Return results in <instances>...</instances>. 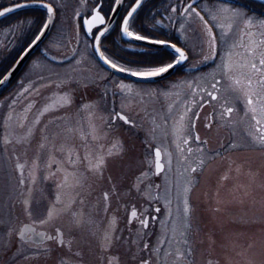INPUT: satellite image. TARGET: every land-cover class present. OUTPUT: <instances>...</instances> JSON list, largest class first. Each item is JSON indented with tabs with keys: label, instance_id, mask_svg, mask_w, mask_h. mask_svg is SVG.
<instances>
[{
	"label": "rangeland",
	"instance_id": "rangeland-1",
	"mask_svg": "<svg viewBox=\"0 0 264 264\" xmlns=\"http://www.w3.org/2000/svg\"><path fill=\"white\" fill-rule=\"evenodd\" d=\"M14 1L18 0H0V8ZM45 1L55 11L51 26L26 61L14 68L11 81L0 91V264H106L103 257L115 255L119 257L118 264H137L148 253L152 260L160 238L165 240L162 249L163 258L167 256L165 264H264V150L242 149L253 143L254 147L264 146L258 144L264 124L258 125L251 112L239 115L240 93L230 89V82L222 71L215 75L221 78L219 83L216 77L210 80L211 84L221 86L217 91L219 97L210 107L203 106L197 121L193 120L199 102L212 91L207 80L212 76L200 72L183 75L186 66L201 63L209 53L203 23L195 14L184 12L193 0H167L160 15L152 14L156 16V25L146 21L143 24L141 9L148 0H142L130 31L143 29L145 33L173 37L188 57L170 75L146 82L119 75L106 80V68L84 49L85 41L77 28L79 16L90 9L88 5L81 0ZM108 1L102 2V11L99 6L106 23L115 3L110 0V7L106 4ZM206 1L214 5L215 0L200 1L207 20L211 19L213 5L210 7ZM241 1L258 9L256 5L264 7V0ZM173 8L177 11L173 12ZM122 9L113 20V23L117 20L116 25L112 23L99 41L102 53L131 70H144L146 65L158 63L156 51L162 49L124 40L119 30L126 13ZM21 11H11L5 14L10 16L3 15L0 21V80L41 30H45L48 21L47 13H35L33 20L30 13ZM249 18L258 27L264 21ZM149 25L154 31L148 29ZM242 27L240 24L229 33V42L233 33ZM250 30L260 35L261 29ZM110 33L112 36L108 38ZM30 34L32 37L26 44ZM21 37L20 47L10 53ZM218 39L224 44L221 35ZM80 41L81 48L67 65L53 64L42 55L55 59L67 57ZM126 43L140 49L133 51ZM7 53L10 56L5 59ZM175 75L181 78H169ZM122 84L131 85V91L122 89ZM167 84L172 86L171 101L172 98L180 100L178 95L184 97V122L189 124L190 119L191 123L195 122L202 144L193 145L190 140L191 144L186 146L183 137L178 143L183 133L176 131L180 128L181 110L176 112V104L167 108L170 90ZM173 85L184 90L177 94ZM118 87L120 91L115 92ZM21 104L24 105L20 107ZM230 105L237 109L234 114L225 111ZM116 110H120V116L125 115L128 123L114 118ZM223 122L231 125L230 134L226 125H216ZM93 128L97 130V139H93ZM20 138L23 139L18 142ZM177 144L183 151L178 150ZM188 148L193 151L189 153ZM157 149L163 164L159 174L155 168ZM109 152L113 155H108ZM98 156H103L105 162L100 171H95L90 163L94 164ZM215 156L213 160L220 158L198 176L200 161ZM51 158L57 160L53 168L49 164ZM21 164L22 169L17 167ZM195 166L196 171L192 172ZM68 173L76 175H68L65 182ZM21 178L25 181L23 185L19 183ZM77 178L79 185H75ZM61 184L64 186L58 187ZM185 187L190 189L188 194L184 192ZM185 198L190 208L187 217L183 211ZM25 200L29 201L27 208ZM49 210L53 212L51 218ZM133 211L136 216H132ZM143 220L152 222L153 226L145 230L141 229L142 225L136 226ZM26 222H36L40 228L51 231L58 225L61 247L50 241L40 246L20 241L17 234ZM71 224L79 238H72L68 228ZM145 236L153 238L148 240ZM144 241L150 247L145 248Z\"/></svg>",
	"mask_w": 264,
	"mask_h": 264
},
{
	"label": "snow or ice",
	"instance_id": "snow-or-ice-1",
	"mask_svg": "<svg viewBox=\"0 0 264 264\" xmlns=\"http://www.w3.org/2000/svg\"><path fill=\"white\" fill-rule=\"evenodd\" d=\"M116 5H121L123 0H114ZM195 3V0H193ZM142 0H135V6L131 7L130 11H127L126 15L122 18V25L120 26L119 30L127 37L134 38L138 41H148L153 45H159L163 49H171L172 52L170 54L169 60H164L161 58L158 63L156 64H149L146 65L144 70H131L124 68L122 66L117 65L115 62L107 59L102 52H100L99 46L96 47V51L100 53V58L104 61L105 64L110 65L111 68L116 69L120 72H129L131 76L139 77V78H154L158 77L162 74L167 73L170 69H173L176 65L182 64L187 61L188 57L186 56L185 52L182 51L181 48L177 47L175 43H170L167 39H149L148 36L136 34L133 31H130L131 21L134 19V14L137 12L138 8L141 6ZM19 6V5H18ZM43 7L47 8L49 14L52 13L53 9L50 5H42ZM114 10V9H113ZM12 11L11 8H6L4 11H0V16L5 15L6 12ZM173 12L177 11L176 8L172 9ZM184 12L191 14H195L196 17L200 19L203 23L204 28L206 30V34L208 37L207 43L209 46V53L204 56L202 63H206L209 60H214L216 56V47H217V36L213 34V27H216L221 30V39L223 40L226 46V52L221 57V62L216 65V68L213 69L212 72L207 73L205 75H211L215 77L217 72L222 71L224 76L230 82V89L233 92L241 93L245 100H246V107L248 112L253 114V119L256 120V123L264 124V21L259 22L260 31V38H256V33L252 32V29L255 25L253 20L247 17L244 11L237 7H230L224 5L222 2L219 4L213 5V14L211 15V20L216 22L212 26H209V21L205 20L204 16L200 14L193 7L192 4H188L187 7L184 9ZM94 22H98L99 24L103 25L105 22V17L100 14V11L94 10V15L90 21H86L89 25ZM243 24V27L239 29L238 38H234L231 42L227 39L228 35L232 30L237 27L238 25ZM48 27L47 24L44 25L46 29ZM183 28V25H181ZM227 29V31H225ZM107 31V29L105 30ZM105 33H101L100 35L103 36ZM43 35V30H41L40 35L35 37L36 40H39ZM247 37V40H245ZM97 42L99 41L100 37H95ZM35 42V41H34ZM243 49V51H235V49ZM195 67V65H193ZM197 78V79H202ZM6 79V77H5ZM3 80H0V83H3ZM219 83V81H217ZM122 89L126 88L131 91L132 86L122 84L120 85ZM173 87H177V85H173ZM188 87L191 88V83H188ZM212 88L216 89V83L212 84ZM27 91V89H25ZM218 91V89H217ZM195 94V92H193ZM208 96L211 97L212 100L217 99L216 95L213 92H208ZM87 107V106H85ZM190 110V109H188ZM227 113H231L233 108L228 107L225 109ZM119 119L123 120L125 123H128V120L124 116H120L119 113L116 114ZM259 117V118H257ZM184 116L180 117V121H184ZM38 122V121H37ZM191 127H195L194 124ZM69 131H72L70 128ZM176 131H183V124L181 123V127L176 129ZM93 132V139H97V130L95 128L92 129ZM23 138H20L18 142H21ZM47 139V137H45ZM199 140L197 136L195 138ZM261 144L264 145V132H261L260 136ZM7 137H5V143H7ZM184 144H188V139H183ZM206 143V141L204 142ZM41 147H44L42 144ZM177 148L180 151L179 144H177ZM193 150L188 148V152L191 153ZM198 151H202L198 149ZM108 155H113L112 152H109ZM170 155V154H169ZM161 152L159 149L155 152V168L156 174H159L163 171V165L160 163ZM104 157L98 156L96 162L94 164L90 163V168L95 171H100L102 166L104 165ZM74 163V162H73ZM170 163V160H169ZM203 164V160L200 161ZM18 168L22 169V165H17ZM192 172L196 171V168L191 169ZM68 175L75 177V173H68L65 176V182H67ZM21 177H23V172H21ZM33 183L35 182V177H32ZM19 183L23 185L25 183L24 179L21 178ZM80 180L77 178L75 180V185H79ZM64 185H58V187H63ZM190 189L185 187L184 192L187 193ZM104 199L108 200V195L105 193ZM60 201V196L57 195V202ZM25 206L29 204L28 200L24 201ZM156 211H159L157 209ZM184 215H187L190 212L189 204L187 198L184 199ZM31 214V213H29ZM53 215L52 210H49L48 216L51 218ZM132 216H136L135 211H133ZM77 224L79 220L76 221ZM41 223H45V221H41ZM144 227H147L148 221L143 220L141 221ZM24 232L32 233V239L38 240L39 242L43 243L45 239H52L53 237H45V234L42 232H36L33 228L29 226H25L24 229L21 230V234L23 235ZM183 235V233H182ZM147 248V244L144 245ZM179 255V253H178ZM147 264V262H145Z\"/></svg>",
	"mask_w": 264,
	"mask_h": 264
},
{
	"label": "flooded vegetation",
	"instance_id": "flooded-vegetation-1",
	"mask_svg": "<svg viewBox=\"0 0 264 264\" xmlns=\"http://www.w3.org/2000/svg\"><path fill=\"white\" fill-rule=\"evenodd\" d=\"M13 1V0H12ZM99 1H101V0H99ZM195 1H197V0H195ZM223 3L224 5H227V4H230V5H232V6H230V5H227V6H230V7H237V8H240V9H242L243 11H244V13L247 15V17H251V18H253V19H255V21H260V20H258V19H260V18H263L264 19V7L263 8H261V6L260 5H256V6H258L260 9H258V8H255V7H253V6H251V5H248V4H246L245 2H243V1H241V0H218V2L217 1H215V4H219V3ZM201 2H196L195 4H193V3H190V4H192L193 5V7H195L196 8V10L198 11V12H200V14L202 15V16H204L205 17V15L206 14H204L202 11H203V9H204V7H203V4L201 3V6H200V8H199V4H200ZM209 5H211L210 7H212V5H213V3L212 4H209ZM246 5H248L249 7H247ZM95 6V5H94ZM93 6V7H94ZM92 7V8H93ZM247 7V8H246ZM92 8H91V10H90V12H88V13H85V14H81L80 16H79V20H78V24H81L82 23V19H83V17L84 16H88L91 12H92ZM198 9H201V10H198ZM211 16V15H210ZM206 20V19H205ZM117 21V20H116ZM115 21V22H116ZM207 21H209V26H212L213 24H215L216 22H214V21H212L211 19H207ZM114 22V23H115ZM113 23V24H114ZM173 24H174V22H173ZM114 25H116V24H114ZM113 25V26H114ZM120 26H121V22H120ZM81 27V26H80ZM120 28V27H119ZM257 28H259L258 27V25H255L254 26V29L257 31ZM239 29V28H238ZM260 29V28H259ZM99 30V29H98ZM97 30V31H98ZM167 30H168V28H167ZM226 31V30H225ZM239 32V31H238ZM238 32H236V33H233V35H232V40L234 39V38H238ZM256 33V38H260V35L258 34V32H255ZM213 34L214 35H216L217 36V47H216V56H215V59L214 60H209L208 62H206V63H202L201 62V59L200 58H198V60H199V62H201V63H199V64H197V65H195V67H193V66H186L185 68H184V73H183V75L184 74H189V73H195V72H200V74H203V75H205V74H207V73H210V72H212L213 71V69H215L216 68V65L217 64H219L220 62H221V58H219V56H223L224 54H225V52H226V46H225V44H223L221 41H219V36L221 35V30L220 29H218V28H216V27H213ZM231 34H232V32H231ZM170 38H173V37H170ZM170 38H168V39H170ZM174 39V38H173ZM125 44V43H124ZM127 44V47H129V48H131V50H133V51H135L136 49H140L138 46H136V45H132V44H130L129 45V43H126ZM75 48V47H74ZM73 50H75V49H73ZM5 59H7V57H5ZM4 59V60H5ZM74 60V59H73ZM72 61V60H71ZM106 72V76H107V78H106V80H108V79H111V78H114V77H116L115 75H113V74H111V73H109L108 71H105ZM182 75V76H183ZM208 77H211V75L210 76H208ZM216 77V78H215ZM215 77H211V79H207V80H209V85L212 87V84L210 83V80H212L213 78H215V81H219V80H221V78L217 75V76H215ZM119 78V77H118ZM171 80H176V79H178V78H181V76H178V75H175L174 77L172 76V77H169ZM121 79V78H120ZM167 83H169V82H167ZM167 86H168V88H170V90H169V92H167V102H168V104H167V108H169V106L168 105H172V104H176L177 105V111L176 112H179L180 110H181V112H180V117L183 115L184 117H185V113L183 114V112H185L184 111V102H183V99H184V97H181L180 95H178L179 96V98H180V100H178L177 98H172V101L169 99L170 97H173V95H172V91H171V85H169V84H167ZM217 88H218V90H221V86L218 84H216V89H213L212 88V91L211 90H209L208 92H213V94L214 95H216V97L218 98L219 97V94L217 93ZM174 89H176L177 90V94L180 92V91H182V90H184V88H174ZM216 90V91H215ZM117 91H120V88L118 87L117 88ZM237 94L239 93V92H236ZM181 94V93H180ZM208 93H206V95H207ZM241 93H240V95H239V97H240V99L238 100V103H239V115L240 116H246L245 114H248V110H247V107H246V100H245V98H242L241 97ZM182 96H184V95H182ZM177 99V100H176ZM198 99H201V98H198ZM217 99H215V101H216ZM175 101V102H174ZM174 102V103H173ZM214 103V100H212L211 99V97H209V96H206L202 101H200L199 102V106H197V108H196V110H195V115H193V120L194 121H197V118L199 117V115H200V111H201V108L203 107V106H209L210 107V105H212ZM24 104H21L20 105V107L21 106H23ZM212 107H215L214 105L212 106ZM229 107H231V108H233V114L237 111V109L236 108H234V107H232L231 105L229 106ZM118 111H120V110H118ZM183 111V112H182ZM117 113H119V112H117ZM116 113V114H117ZM242 113V114H241ZM116 114H113V116H114V118L116 117V118H119ZM184 121H185V118H184ZM181 122V121H179V123H178V125L181 127V123L183 124V133L180 135V137H179V140H178V143H181V141H182V137H183V139H185V138H187L188 139V144H185L186 146L188 145H190L191 143H190V140L192 141V144L193 145H199V144H202L203 143V141L200 139V137H199V133H200V131L198 132V130L196 129V124H195V122H194V125H195V127L193 128V127H191V125L193 124V123H191L192 122V120L190 119V126H189V124H186V122ZM224 124H219V123H216V125L218 126V127H225V125L227 126V128H228V131H229V133L228 132H226L225 131V133H228V134H230V126L231 125H229L228 124V122H223ZM191 127V128H190ZM260 127H257V129L258 130H261V129H259ZM191 129V130H190ZM262 131H264V127L262 128ZM191 135V138L189 137V134ZM199 137V140H196L195 138L196 137ZM16 145L18 144V143H15ZM206 145H208L207 143H205ZM259 145H261V143H258ZM205 145V146H206ZM254 145V143L251 145V146H247V148L246 147H244V148H242V149H245V150H248V149H251V148H254V149H259V150H264V146L263 147H254L253 146ZM53 146L54 145H52V147L51 148H53ZM206 147H208V146H206ZM238 149H240V148H238ZM233 150H235V149H233ZM56 155H58V154H56ZM217 156H215L214 158H212V159H206V160H203V164L200 166V168H199V170H198V176L199 175H201L204 171H206L207 169H208V167H209V165L211 164V163H213L214 161H216L218 158H220V157H218L216 160H213V159H215ZM55 159V158H54ZM56 162H57V160L55 159V161H53V159L51 158V161H49V164H51V166H52V168H53V166L56 164ZM215 163V162H214ZM231 162H228V164H230ZM23 164H24V166H26V162L24 161L23 162ZM23 164H21V165H23ZM180 164H182V162L180 161ZM186 164H189L188 162H186ZM23 166V167H24ZM167 167H168V161H167ZM187 168H188V166H187ZM195 168H196V166H195ZM180 173V172H179ZM181 175H183V173H180V176ZM197 180H199L198 178H197V176H196V180L195 181H197ZM192 188H194V186H192ZM164 191L162 190L161 191V196H163L164 195V193H163ZM188 194V193H187ZM154 196H155V198H156V196H157V192L155 193V194H153ZM189 198V197H188ZM32 225H34L35 227H36V229H44L45 230V232H46V234H45V236L46 237H53L52 239H46L45 241H43V243H39V244H36V245H38V246H40V245H43V244H46V242H48V241H50V243H56V247L58 248V247H61V242H60V229H59V226L58 225H56L55 227H54V229H53V231H51L50 229H48V228H40L37 224H36V222H34V223H31ZM131 224V223H130ZM74 224H71V225H69V227L68 228H70V234H72V238H79L78 237V235L76 236L75 235V233H74V231H75V229L76 228H74V226H73ZM142 225V223H140V222H137L136 223V226H141ZM153 226V223L151 222V224H148L147 225V227H144L143 225H142V227L143 228H141L142 230H145V229H147V228H151ZM51 227V226H50ZM52 233H51V232ZM50 233L52 234L51 236H50ZM63 234V233H62ZM63 238H64V236H63ZM153 237H149V236H145V239H148V240H150V239H152ZM162 238H160V240H159V242H158V245L157 246H155V249H154V252H153V255H152V260L149 258V255H150V253H148V254H146V256H145V259L143 260V261H139V262H137V264H145V262H147V264H165V262H163V261H166V259H167V256L165 257V258H163V254H162V249L165 247V240L163 239V240H161ZM54 241V242H53ZM25 243H31L32 244V242H25ZM167 243V242H166ZM144 245L145 244H147L149 247H150V245L148 244V242L147 241H144V243H143ZM143 245V246H144ZM53 246H54V244H53ZM69 246L70 245H68L67 244V249L69 248ZM156 251V252H155ZM57 253V252H56ZM186 255V254H185ZM157 256H160L161 257V259H159V258H157ZM131 257H133V256H131ZM107 262H106V264H118V260H119V257H117L116 255H115V257H108V258H105V257H103ZM65 259V258H64ZM128 259H132V258H128ZM66 260V259H65ZM159 260H161V262H159Z\"/></svg>",
	"mask_w": 264,
	"mask_h": 264
},
{
	"label": "water",
	"instance_id": "water-1",
	"mask_svg": "<svg viewBox=\"0 0 264 264\" xmlns=\"http://www.w3.org/2000/svg\"><path fill=\"white\" fill-rule=\"evenodd\" d=\"M123 3V2H122ZM19 5V6H18ZM42 5H49L48 3H45V2H36V1H31V2H22V3H17V4H13L11 6H8L6 8H11L12 11H16V10H20V9H24V8H31V7H37V8H43L47 14H48V21H47V25L48 27L43 31V35L41 36V38L39 40H34L29 46L28 48L22 53V55L18 58L17 62L15 63L14 67L7 73V75L2 79L4 82L3 83H0V91H2L8 84L9 82L11 81V77L13 76L14 74V71H15V67L17 65H22L26 59H27V56L33 51L35 50V48L37 47V45L39 44V42L41 41V39L43 38L44 34L49 30L50 26H51V23L53 21V18H54V11H52L51 14L48 13L47 11V8L43 7ZM51 6V5H50ZM121 5H114V10L112 11V14L111 16L109 17V20L108 22L105 24V27L97 34V36L101 37V33H105L106 29H109V27L111 26V24L113 23V20L115 18V16L118 14L119 10L121 9ZM132 6H135V3L132 5ZM6 8H3L1 9L0 11H4ZM53 9V8H52ZM94 10H98V8H95ZM131 10V8L129 9V11ZM11 12V11H9ZM9 12H6L5 14H8ZM94 15V12L91 16H89V18L87 19V21H90L92 19V16ZM2 17V16H0ZM88 24V23H87ZM99 23H96V25H98ZM89 27V26H88ZM122 33V32H121ZM40 35V34H39ZM96 36V37H97ZM122 37L124 38L125 41H129V42H132V43H136V44H140L142 46H145V47H151V48H157V49H163L161 46L159 45H153L151 43H149L148 41H138V40H135L134 38H130V37H127L125 36L123 33H122ZM99 42V41H98ZM98 42L97 40L95 39L94 41V49H95V53L97 55V58L99 60V62L101 63L102 66H104L105 68H107L109 71H111L112 73L114 74H117L119 76H122V77H125V78H128V79H132V80H135V81H143V82H146V81H152V80H156V79H160L162 77H166L168 75H170V73L172 71H174V69L178 66L176 65L173 69H170L167 73L165 74H162L158 77H154V78H139V77H134V76H131L129 74V72H120L116 69H113L110 67V65L108 64H105L104 61L100 58V53L96 51V47L98 46ZM165 50H168L170 52H172V50L169 48V49H165ZM26 225H23L21 230L24 229ZM29 226L30 228H32L30 225H27ZM21 230H20V233L18 235V237L22 238L23 240H32L34 241L31 237H26V233L27 232H24L23 235L21 234ZM35 241H38V240H35Z\"/></svg>",
	"mask_w": 264,
	"mask_h": 264
},
{
	"label": "trees",
	"instance_id": "trees-1",
	"mask_svg": "<svg viewBox=\"0 0 264 264\" xmlns=\"http://www.w3.org/2000/svg\"><path fill=\"white\" fill-rule=\"evenodd\" d=\"M18 1H20V0H18ZM133 1L134 0H124V5H123V13L129 8V6L133 3ZM110 0L108 1V2H106V4L107 5H109L110 7H111V4H112V2H110ZM167 2V0H148V1H146L145 2V4H143L144 6H143V8L141 9V12H142V15H140V16H138L137 18L138 19H140L141 18V16H142V22L144 21H146L148 24H154V25H156L155 24V15H160V13L163 11V9L165 8V4H167L166 3ZM108 7V6H107ZM25 12H26V15H27V13H28V15H29V13H30V15H29V17H32V19L33 20H35L34 19V17H35V13H38L39 15L41 14V13H43V11H41L40 9H27V10H24ZM20 12H22V11H20ZM31 13H33L34 14V16H31L32 14ZM152 14H155V15H152ZM28 17V16H27ZM136 23H137V21H135ZM144 22H143V24H144ZM2 23H6V21L4 22V21H2ZM138 25V24H137ZM149 28L148 29H150V30H153L154 31V29H153V27L151 26V25H149L148 26ZM137 32H138V34L140 33V34H144L145 36H148L149 38H151V39H167V35H160V33H158V32H149V33H145V31H143V29H138V30H136ZM135 31V32H136ZM147 31V30H146ZM112 35H111V33L108 35V38L109 37H111ZM31 37H32V34H30V36L27 38V41H26V44L28 43V41L31 39ZM111 40V39H110ZM21 41H22V37H21V39H20V44H21ZM156 54H157V58H158V56H159V60L161 59V58H163L164 60H167V59H170V54L168 53V52H166V51H162V50H160V51H156ZM108 55L114 60V56H112L111 54H109L108 53ZM10 56V55H9ZM143 56L144 55H142V57H141V59L143 58ZM115 61V60H114ZM117 62H120V61H118V60H116ZM127 65V64H126ZM128 66V65H127ZM126 66V67H127ZM129 67H131V68H136L134 65L132 66V65H129Z\"/></svg>",
	"mask_w": 264,
	"mask_h": 264
}]
</instances>
